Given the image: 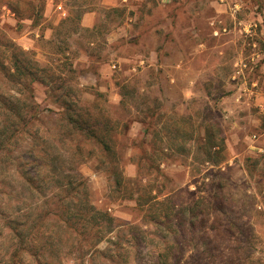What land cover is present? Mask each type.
Masks as SVG:
<instances>
[{
    "label": "rangeland",
    "instance_id": "1",
    "mask_svg": "<svg viewBox=\"0 0 264 264\" xmlns=\"http://www.w3.org/2000/svg\"><path fill=\"white\" fill-rule=\"evenodd\" d=\"M0 131V264H264V0H0Z\"/></svg>",
    "mask_w": 264,
    "mask_h": 264
},
{
    "label": "trees",
    "instance_id": "2",
    "mask_svg": "<svg viewBox=\"0 0 264 264\" xmlns=\"http://www.w3.org/2000/svg\"><path fill=\"white\" fill-rule=\"evenodd\" d=\"M12 69H13L12 74L16 78V80H23V79L29 80V81L25 82V87H29L28 91H30L31 93H32L31 84L33 82H40L42 84L44 83V81H43L44 77H42L40 74H44V75L48 76L46 69L39 68L38 65H30V61H26V60H20V61L15 60L14 65H12ZM31 96L33 97V94H31ZM62 102L65 103L64 101H62ZM38 107H39L38 105L32 103V105L29 107L30 109L25 111L26 116L25 115L22 116L21 113H18L19 110H17V112L13 113L14 118H15V122H12V129H11V133L9 134L8 138H10V139L14 138L17 133H19V132L22 133V129L23 128L25 129L28 126V124L31 122V118L34 116V114L39 112ZM15 111H16V109H15ZM68 122L70 124L72 123L81 133L87 132V134L94 137V131L92 130L93 126L89 127L87 125V119L81 118L80 116H78V118L69 117ZM5 124H6V122H4V125ZM6 126H8V124ZM0 136H2V131H0ZM0 139H1V137H0ZM0 148H2L1 147V140H0ZM215 153H216V151H215ZM217 155H218V152H217ZM84 214L85 213H83V212H78L74 216H75L76 220L85 222L86 216ZM11 230L14 232V235L17 236V233L14 229V226L11 227ZM16 252L17 253L14 256H11L12 258H16L14 260H17L16 256H18L20 254V251H16Z\"/></svg>",
    "mask_w": 264,
    "mask_h": 264
},
{
    "label": "built area",
    "instance_id": "3",
    "mask_svg": "<svg viewBox=\"0 0 264 264\" xmlns=\"http://www.w3.org/2000/svg\"><path fill=\"white\" fill-rule=\"evenodd\" d=\"M57 8H58V9H60V8H61V5H60V4H58Z\"/></svg>",
    "mask_w": 264,
    "mask_h": 264
},
{
    "label": "crops",
    "instance_id": "4",
    "mask_svg": "<svg viewBox=\"0 0 264 264\" xmlns=\"http://www.w3.org/2000/svg\"><path fill=\"white\" fill-rule=\"evenodd\" d=\"M85 22H86L85 24L87 25L88 24L87 21H85ZM83 24H84V22H83Z\"/></svg>",
    "mask_w": 264,
    "mask_h": 264
}]
</instances>
